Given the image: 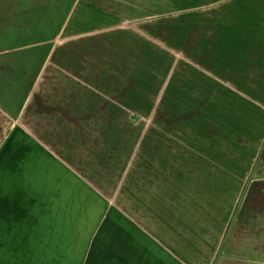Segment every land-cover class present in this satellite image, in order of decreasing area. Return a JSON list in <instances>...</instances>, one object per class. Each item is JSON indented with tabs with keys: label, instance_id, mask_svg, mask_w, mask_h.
<instances>
[{
	"label": "crops",
	"instance_id": "0c3cea01",
	"mask_svg": "<svg viewBox=\"0 0 264 264\" xmlns=\"http://www.w3.org/2000/svg\"><path fill=\"white\" fill-rule=\"evenodd\" d=\"M36 2L0 0V257L54 264L87 192L92 264H264V0Z\"/></svg>",
	"mask_w": 264,
	"mask_h": 264
},
{
	"label": "rangeland",
	"instance_id": "374dc122",
	"mask_svg": "<svg viewBox=\"0 0 264 264\" xmlns=\"http://www.w3.org/2000/svg\"><path fill=\"white\" fill-rule=\"evenodd\" d=\"M46 2H49L50 4L48 6H52L53 9L60 6V0H46ZM43 4H45V0H37L36 7L41 8L44 6ZM81 194L82 198L78 202L83 206V219L86 222L78 225L81 229L80 235H74V233L72 235L69 232L67 235H55L57 242L56 248L53 249L56 255L54 264H92L91 257H88L86 253L93 235H88L90 231L88 232L86 229L91 230L92 226L94 227V225L100 222L104 208H98V200L93 195L87 192ZM8 236L10 237L12 235ZM39 236L41 235H35V237ZM29 237V235H19L16 244L17 248H14V253L17 255L13 256L12 253H3L0 260L2 259L5 264H41V259L37 254L40 253L42 241H39L37 238L35 243ZM59 244H62V246L60 247Z\"/></svg>",
	"mask_w": 264,
	"mask_h": 264
}]
</instances>
